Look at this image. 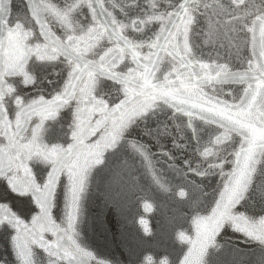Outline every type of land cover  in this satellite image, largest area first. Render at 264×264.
Segmentation results:
<instances>
[{"label": "snow or ice", "instance_id": "obj_1", "mask_svg": "<svg viewBox=\"0 0 264 264\" xmlns=\"http://www.w3.org/2000/svg\"><path fill=\"white\" fill-rule=\"evenodd\" d=\"M200 36L234 48L240 67L209 63ZM65 108L71 142L44 143L45 122ZM169 143L163 155L183 154L174 171L193 193L182 264H204L225 228L264 245V0H24L16 16L0 0V201H19L0 204V231L20 264H88L78 227L92 171Z\"/></svg>", "mask_w": 264, "mask_h": 264}, {"label": "water", "instance_id": "obj_2", "mask_svg": "<svg viewBox=\"0 0 264 264\" xmlns=\"http://www.w3.org/2000/svg\"><path fill=\"white\" fill-rule=\"evenodd\" d=\"M4 2L8 4L9 0ZM144 2L147 3V0ZM23 4L24 0H11L13 16L21 13ZM116 14L119 15L118 10ZM199 27L205 29L203 21ZM203 41L204 37L200 36L196 43L201 45L204 58L209 63L230 60V68L236 70L240 67V62L235 59L234 48L229 54V50L219 43L206 44ZM216 52H219V56H216ZM249 54L248 49H244L242 55ZM53 78L56 77L50 79ZM241 87L234 84L224 86L225 91L232 90L234 95ZM18 91L26 97L37 95V90L31 86L19 85ZM51 91L52 84L46 81L40 94L50 99ZM223 98L229 99L227 96ZM72 111L71 108H65L56 120L45 122L42 133L44 143L66 146L71 142ZM180 120L186 121L187 118L180 117ZM194 123L199 124V121ZM170 148V143L164 150L153 147L149 160L142 161L139 157L129 158L126 155L103 171L99 167L92 171L82 200V217L78 227V242L91 253L88 264H182L190 245L180 237L183 234L194 239L192 218L195 212L189 204L193 193L184 178L174 171V167L182 166L180 161L183 154H175L170 161L168 156L163 155V151ZM129 152H132L131 148ZM169 155H173V152L170 151ZM33 171L40 176L46 174V169L41 165H34ZM211 183L218 186L220 180L218 177L213 178ZM4 187L0 182V191ZM181 190L187 195L181 197ZM0 204L16 210L19 201L9 197L0 201ZM62 210L63 201L53 215H61ZM3 212L4 208H0V215ZM200 214H204L203 211ZM46 239L55 238L47 234ZM217 242L219 248L209 250L204 257V264H264V245L249 241L242 233L225 228ZM35 251L40 258L45 256L42 250ZM0 264H20L10 235L2 231Z\"/></svg>", "mask_w": 264, "mask_h": 264}]
</instances>
